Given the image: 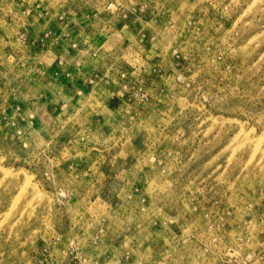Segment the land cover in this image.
<instances>
[{
	"label": "rangeland",
	"instance_id": "1",
	"mask_svg": "<svg viewBox=\"0 0 264 264\" xmlns=\"http://www.w3.org/2000/svg\"><path fill=\"white\" fill-rule=\"evenodd\" d=\"M0 264H264V0H0Z\"/></svg>",
	"mask_w": 264,
	"mask_h": 264
}]
</instances>
